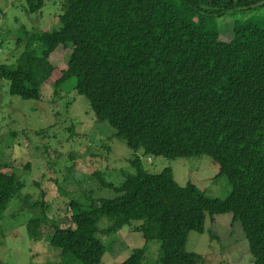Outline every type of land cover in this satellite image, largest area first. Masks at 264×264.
<instances>
[{"label": "trees", "instance_id": "16d2710c", "mask_svg": "<svg viewBox=\"0 0 264 264\" xmlns=\"http://www.w3.org/2000/svg\"><path fill=\"white\" fill-rule=\"evenodd\" d=\"M64 1L58 28H20L23 51L0 63L10 94L40 99L46 83L58 95L73 86L128 147L167 158L206 154L231 192L209 197L191 182L180 185L170 167L148 172L136 156V172L109 184L115 197L71 200L73 226L49 220L43 201L23 196L36 210L29 235L49 226L48 239L62 254L101 264L100 234L140 231L146 244L159 242L158 264H199L205 257L186 249L190 231L203 233L207 215L231 213L253 263L264 264V0ZM44 4L26 0L29 13ZM228 13L247 16L228 28L219 24ZM69 45L66 66L58 68L52 54ZM24 185L15 172L0 170V215ZM104 216L111 224L100 229ZM146 244L114 264H142Z\"/></svg>", "mask_w": 264, "mask_h": 264}, {"label": "rangeland", "instance_id": "374dc122", "mask_svg": "<svg viewBox=\"0 0 264 264\" xmlns=\"http://www.w3.org/2000/svg\"><path fill=\"white\" fill-rule=\"evenodd\" d=\"M64 3L45 0L39 11L29 13L26 0H0V63H12L23 51L24 46L16 43L21 27L28 31L58 28ZM230 14L219 24L226 22L229 28L235 17L247 16ZM70 52L71 45L60 46L52 54L53 64L65 68ZM9 85V80L0 79V170L15 172L25 185L0 215V264H82L50 243L49 226L35 239L29 235L27 222L36 210L28 200L43 201L49 220L56 219L61 227L73 226L71 200L86 204L90 197H115L111 185H121L136 172L131 163L136 156L148 172L170 167L180 185L191 182L209 197L224 199L231 192L225 175L215 177L218 165L206 154L167 158L128 147L109 122L98 120L89 101L73 86L58 95L49 82L42 86L40 99H23L11 95ZM110 224L104 216L98 226L103 229ZM100 237L106 247L101 264L121 262L133 248L146 244L142 233L134 230ZM146 245L142 264H158L159 242L151 240ZM186 249L205 257L199 264H254L241 224L232 221L231 213L207 215L204 232L190 231Z\"/></svg>", "mask_w": 264, "mask_h": 264}]
</instances>
